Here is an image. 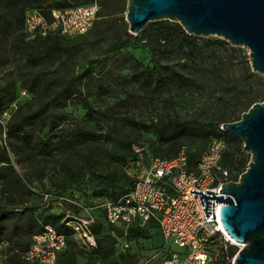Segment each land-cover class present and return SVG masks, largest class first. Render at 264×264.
<instances>
[{"label": "rangeland", "instance_id": "obj_1", "mask_svg": "<svg viewBox=\"0 0 264 264\" xmlns=\"http://www.w3.org/2000/svg\"><path fill=\"white\" fill-rule=\"evenodd\" d=\"M51 1L38 4L29 0L15 7L0 0V13L9 17L8 27L0 29V91L8 88L16 96L13 104L0 111V138L22 180V186L0 185V210L13 212L16 217L12 220L15 225L8 223L0 240V264H26L24 245L32 241L48 215H92L100 219L101 209L92 208L114 201V193L131 187L127 171L136 159L135 150L163 158L173 157L186 146L198 155L211 139L190 128H198L196 123H219L244 100L246 92L264 97V75L252 72L247 48L227 42V46L215 48L217 58L212 61L211 48L198 41L203 57L197 66L187 61L184 51L154 58L143 40V32L151 23L138 35L131 34L126 21L127 0L111 1L109 11L113 15L107 16L100 6L103 0H95L99 14L92 30L82 37H60L59 41L29 38L24 24L16 19L23 21L33 9L48 15ZM85 1L69 3L89 5ZM122 39H127V44L114 51L112 47ZM57 45L70 51L63 52ZM30 55L42 60L34 64ZM154 68L165 77L158 88L134 75L136 71H151L156 76ZM236 95L240 99H232ZM261 100L257 103L264 102ZM36 114L45 116L46 124L43 131L29 126L35 138L44 137L50 117L60 124L59 131L50 135L55 137L50 154L8 133V125ZM171 121L189 130L176 142L167 143L165 134ZM221 136L236 157L251 159L240 139ZM239 147L240 154L236 151ZM32 217L36 223L30 224ZM148 234L140 237L132 233L130 248L123 252L115 246L116 255L120 259L130 256L134 264H161L162 258H154L162 243L160 231L152 227ZM73 239L79 253L76 264H101L94 250L83 248L75 236ZM232 246L235 249H229V255L233 251L237 256L241 247ZM65 261L63 254L59 264Z\"/></svg>", "mask_w": 264, "mask_h": 264}, {"label": "built area", "instance_id": "obj_2", "mask_svg": "<svg viewBox=\"0 0 264 264\" xmlns=\"http://www.w3.org/2000/svg\"><path fill=\"white\" fill-rule=\"evenodd\" d=\"M99 4L67 9H53L50 15L40 9L25 14L24 27L29 38H47L52 35L76 38L87 35L99 14ZM227 143L224 138H213L202 151L198 164L191 167L186 147L172 158L146 156L135 150L136 159L127 171L133 179L129 191L116 201L105 202L92 209H101L103 222L111 229L117 246L125 252L130 248L129 237L134 228L145 229L155 224L162 243L154 258L161 264H234L230 245L220 221V209L225 206L211 202V215L204 213L206 204L199 194L191 191L221 194L222 185L238 182L240 176L231 172L223 163ZM134 170V171H133ZM62 223L71 228L78 243L87 250L98 248L93 231L97 223L92 215L83 218L66 214ZM228 237H227V236ZM237 246V245H235ZM67 248V237L52 225H45L35 234L29 249L24 252L27 264H56L58 256Z\"/></svg>", "mask_w": 264, "mask_h": 264}, {"label": "water", "instance_id": "obj_3", "mask_svg": "<svg viewBox=\"0 0 264 264\" xmlns=\"http://www.w3.org/2000/svg\"><path fill=\"white\" fill-rule=\"evenodd\" d=\"M126 21L133 35L143 32L149 23H178L190 36L220 38L233 47L249 50L253 73L264 75V0H127ZM243 142L251 155L247 170L238 182L222 185L221 194L191 191L206 204L225 206L220 221L225 233L241 245L234 264H264V102L255 103L241 119L221 128Z\"/></svg>", "mask_w": 264, "mask_h": 264}, {"label": "trees", "instance_id": "obj_4", "mask_svg": "<svg viewBox=\"0 0 264 264\" xmlns=\"http://www.w3.org/2000/svg\"><path fill=\"white\" fill-rule=\"evenodd\" d=\"M3 1H5L7 5L18 7L21 4H25L29 0H3ZM94 1L95 0H86L85 2L86 4L90 5L94 3ZM111 1L113 0H103L100 3L101 9L103 10L102 13L104 12V10H106V13H104V16L113 15L109 11ZM36 2L39 4L41 0H36ZM51 2H52L50 6L51 9L48 12V16L50 15L51 10L53 9H67V8L76 7V5L70 4L69 0H52ZM78 6H86V5H78ZM24 18L25 16L23 17V21H24ZM16 21L17 23L19 22V23L24 24V22L20 19H16ZM8 23H9V17L6 14L3 15L0 13V29L7 28L8 26L6 25ZM60 37L71 39V38H67V37L59 36V35H52L47 38H36V39H43V41H49L52 38H54L59 41ZM143 40L145 41L144 45L149 49L150 53L152 54L154 58L156 57V55L162 56V55H168L170 53L184 51L185 52L184 55L187 61L192 66H197V64L202 61V57H203V54H202L203 49L201 46L198 45V41H201L204 46L211 48L209 50L211 53V58L213 59L212 61H215V59L217 58L215 48L228 45V43L224 40H218V39L208 40L204 38L190 36L183 30V28L178 23H172L169 21L151 23V28L143 32ZM127 42H128L127 39L119 40L115 44V46L112 47V49L114 51H119L125 46V44H127ZM57 49L63 52H66V53L70 51L67 48H60L58 47V45H57ZM39 60H42V58L37 57V56H32V55L29 56V61L34 64H37ZM150 72L146 71L145 74H142V72L136 71L134 72V75L136 74L137 76L141 77V79H143L148 86L153 85L155 88H158L164 83L165 77L163 76V73L160 70H157L155 68L153 72H156V76H152ZM249 75L254 76L253 74H249ZM238 98L239 96L237 95L232 97V99H238ZM263 98H264L263 96H259V95L253 96L252 93L246 92L244 100H241L239 104H236L233 107L232 112L228 115L226 114L219 123H209V124L196 123L197 126L199 127L190 128V129H193L196 132L200 133L201 136H203L204 138L211 139V140L213 138H220V137L223 138L221 135H224V134L229 136L221 129V126H223L227 122L234 123V122L239 121L243 113L247 112L255 103H257L259 100ZM15 101H16L15 93L10 94L8 88L2 89L0 91V111L1 112L5 110L3 106L8 105V104H13ZM261 101H264V99ZM87 108H88V111L90 112L92 111V108L88 104H87ZM40 114H43V112L41 111ZM45 118H46L45 116L39 115V114L22 118L18 120L13 126L8 125V133L10 135L16 136L21 142L25 144H30L32 148L37 149L40 152L50 154L52 151L53 145L55 143L54 141L55 137H53L54 134L52 136L50 135L53 132L59 131L60 124H58L55 121V119L50 117L49 121L47 122L49 124L48 130L44 134V137H42L41 139L35 138L33 135L30 134V131H29L30 125H35L37 126V130L43 131V128L45 127V124H46ZM182 127L183 126L177 121L169 122L167 126V132L165 134L166 142L167 143L176 142L180 134L183 133V131L189 130L188 128H185V127L182 129ZM229 138L238 141V139L235 138L234 136H229ZM1 142L2 140L0 138V185L7 186V184H15L17 186H22V180L15 173V170L12 165L7 148ZM69 142L71 144H74L73 141H69ZM183 147H186V146H183ZM205 147L201 150V152L198 155L192 154L189 151V149L186 147L187 152H188V161L191 167H195L198 164L201 153L205 149ZM179 151L180 149L178 150V152ZM236 151H238L237 153L240 154L241 153L240 147L237 148ZM178 152L174 156H176ZM163 158H172V157H163ZM121 160L124 161L125 159L122 158ZM249 162L250 160H248L245 157V155H240V157H236L235 150L233 151L228 150V145H227V150L224 154L223 163L225 167H227L231 172H233L236 175V177L241 176L247 170L246 168H248ZM131 180H132V185H133V179L131 178ZM129 189L128 190L122 189L121 193L119 194L114 193L112 199L114 201L118 200L121 196L126 194L129 191ZM63 218H64V215L62 216L55 215V214L48 215L45 218V222L41 223L40 229L38 232H40L45 225H52L58 230V232L65 234L67 237V248L59 254L58 261L56 264H59L60 258L63 254L64 256H66V261L64 262L65 264H76L77 256L79 255V253L75 251L76 245L73 239L74 232L71 228L67 227L66 225L62 223ZM14 219H16V217H15V214H13V212L11 213L5 210H0V240L2 239V235L6 229V225L8 223L15 225L14 222H12V220ZM32 222L36 223L34 218H33V221L32 219H30V224ZM152 227H157V226L155 224H151L149 227L145 229L134 228L131 230V234L136 233L140 237H148L149 236L148 230ZM93 231L98 241V248L94 251L97 254V256L100 258L101 264H128V261L131 262L130 256H127L126 259L124 258L120 259L116 255L115 246H117V241L112 236L111 229L107 227V225L103 222V214H101L100 219H97V223L94 225ZM131 234H130L129 239L131 238ZM31 244H32V241L27 242L24 245V250H25L24 252H26L29 249ZM230 249L233 250L235 249V247L232 246ZM235 255H236V252L232 251V253L229 256L230 258H232ZM23 262L25 261L23 260ZM15 264H22V263L16 262ZM131 264H134V263L131 262Z\"/></svg>", "mask_w": 264, "mask_h": 264}, {"label": "bare ground", "instance_id": "obj_5", "mask_svg": "<svg viewBox=\"0 0 264 264\" xmlns=\"http://www.w3.org/2000/svg\"><path fill=\"white\" fill-rule=\"evenodd\" d=\"M227 236V235H226ZM228 237V236H227ZM228 239L233 243V244H235V245H237V246H240L241 247V245H239V244H237V243H235L234 241H232L229 237H228Z\"/></svg>", "mask_w": 264, "mask_h": 264}]
</instances>
